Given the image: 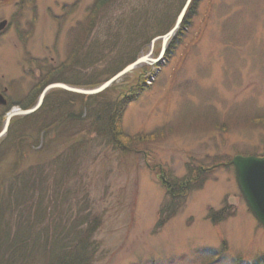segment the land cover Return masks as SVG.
Wrapping results in <instances>:
<instances>
[{
  "label": "rangeland",
  "instance_id": "obj_1",
  "mask_svg": "<svg viewBox=\"0 0 264 264\" xmlns=\"http://www.w3.org/2000/svg\"><path fill=\"white\" fill-rule=\"evenodd\" d=\"M100 1L0 6V23L8 20L0 29L4 123L11 109L34 107L52 83L96 81L97 88L112 79L120 71L113 75L117 66L106 61L133 41V21L135 33L141 12L147 19L167 3L162 23L134 34L135 52L150 39L140 56L152 52L157 62L97 94L56 88L41 113L11 123L0 141V201L10 204L16 174L44 170L48 183L22 207L33 195L53 206L57 192L64 195L57 202L72 211L87 205L92 223H101L92 264H264V227L231 164L237 155L264 154V0H193L162 55L161 40L150 47L153 36L173 27L187 0ZM110 39L107 58L99 53L97 61L91 44L109 47ZM114 100L115 133L106 117V103ZM80 103L88 108L80 111ZM61 218L55 221L64 224L69 215Z\"/></svg>",
  "mask_w": 264,
  "mask_h": 264
},
{
  "label": "trees",
  "instance_id": "obj_2",
  "mask_svg": "<svg viewBox=\"0 0 264 264\" xmlns=\"http://www.w3.org/2000/svg\"><path fill=\"white\" fill-rule=\"evenodd\" d=\"M107 1L108 0H101L100 5L103 6L104 3H107ZM166 12L167 3L163 6V8L153 11L152 16L147 19H144L146 14L141 12L140 17L143 22L139 26V31L137 30L135 33V24H138V22L133 21L130 29V38L133 39V41H130V43L125 46L126 49L120 50L118 55L112 56L106 61L109 66H117L116 69H113V75L121 71L126 65L133 63L140 56V51H142L143 46H147L150 41V39L146 41V43H144V45L138 50L139 52H135L134 44L136 42L135 38H137L135 35L144 36L145 32L151 28L153 24H157L166 18ZM94 17L95 15H93V18ZM175 17L174 19L176 22ZM165 33L166 31L159 32L153 37L161 36ZM112 39L107 41L109 47H100L97 42L94 41V45L91 44L93 58H96L98 61L99 58L96 56L100 53L99 57L101 60H105L107 55H104V52L107 48L110 49V46L112 47L114 43ZM104 56H106V58ZM46 83L50 84L52 82ZM46 83H44L45 86L48 85ZM69 83L72 85H89L90 87H95L98 82L92 81L87 84H80L78 82ZM53 92L54 91H51L52 95ZM50 99L51 94L49 93L43 106L37 111L38 114L41 113L43 107H46ZM118 102V100H114L106 103L108 127L111 131H113V133L115 132L112 128L114 127L112 122L114 120L113 117L118 106ZM60 103L62 106L61 109H63V106L65 107L66 103L65 101ZM86 104L87 106L89 105V103ZM86 104L80 103V111L82 110V106L85 109L88 108ZM9 107H11V104H9ZM37 112L24 118L17 117L14 121L12 120L13 122L11 123L26 118L29 119V117L35 116ZM64 113V111H61V116L46 123L44 131H46L48 127H52L55 123H57L60 117L62 118ZM71 114L72 112L69 116ZM57 118L59 119L57 120ZM2 125L3 121L0 123V130ZM8 138L9 136L6 138V141ZM28 169L16 174V178L18 179L14 178L13 183L7 192L10 197L9 199H11L10 204L8 202L3 203L0 201V264H92L93 258L99 248L98 242L97 240H94L93 235L101 225V223H99L100 220L92 223L90 218L94 219L95 215L92 211H90L91 209L88 211L87 205H85L86 208H83V210L78 207V213L72 211L73 206L71 205L68 208L64 203L60 205V202L57 201L64 197V195L60 192L53 195V206L42 202V197L40 195H37L35 197L36 199L33 195L30 197V201L34 200L31 203L25 202L26 207L23 208L22 205L24 204L25 198L30 194L36 193L38 191L37 188L41 189L44 185H46V183H48L47 178H49V175L44 174V170H35L33 172L32 169ZM37 177L40 179L39 181ZM42 177L43 180H41ZM59 181L61 180L59 179ZM54 182L56 183V181ZM68 199L69 197L66 198V200ZM68 215L69 219L65 220L64 224L55 221L56 219L61 218V216H63L61 219H64ZM13 220L16 221L14 227L12 225ZM44 222L51 223L46 225ZM41 224L45 225L43 235L40 233L36 234ZM51 231H54L53 235H50Z\"/></svg>",
  "mask_w": 264,
  "mask_h": 264
},
{
  "label": "water",
  "instance_id": "obj_3",
  "mask_svg": "<svg viewBox=\"0 0 264 264\" xmlns=\"http://www.w3.org/2000/svg\"><path fill=\"white\" fill-rule=\"evenodd\" d=\"M192 1L193 0L186 1L181 13L178 16V19H177V22L174 28L170 32H168L166 35L156 38L152 42L151 48L154 47V43L156 40L161 39L163 42V49L161 51V55L165 52V50L170 44V41H172L177 35V33L179 32L181 25L184 21L185 15ZM5 24H6V21L1 22L0 29L3 28ZM151 55H152V52L138 58L135 62L126 66L122 71H120L112 79H110L109 81H106L105 83H103L101 86L97 88L86 89V88L75 87V86L65 84V83H54V84L47 86L43 90V92L40 94L37 104L34 107L30 109H26V110L12 109L8 113L5 123H4L3 130L2 132H0V138L4 137L7 134L11 120L14 117L27 116L37 111L43 105L47 94L52 89L60 88V89L75 92L78 94H88V95L97 94L103 91L104 89H106L108 86H110L120 76L128 72H131L134 69H137L144 64L151 63V62H157L158 59H152ZM0 103L1 104L6 103V100L3 97H1ZM231 164L234 166L236 181H237L239 190L242 194V197L245 203L247 204L248 208L250 209L252 214L255 216V218L258 220V222L261 223L262 226L264 227V154L262 156L237 155L236 157L233 158V160L231 161Z\"/></svg>",
  "mask_w": 264,
  "mask_h": 264
},
{
  "label": "flooded vegetation",
  "instance_id": "obj_4",
  "mask_svg": "<svg viewBox=\"0 0 264 264\" xmlns=\"http://www.w3.org/2000/svg\"><path fill=\"white\" fill-rule=\"evenodd\" d=\"M10 0H0V6H4V7H7L10 5ZM4 21H8L7 19H5ZM1 24V23H0ZM6 26V24L3 26V28ZM2 29V28H1ZM4 32H0V34H2ZM2 95V97L7 100L6 96H5V93H0Z\"/></svg>",
  "mask_w": 264,
  "mask_h": 264
}]
</instances>
